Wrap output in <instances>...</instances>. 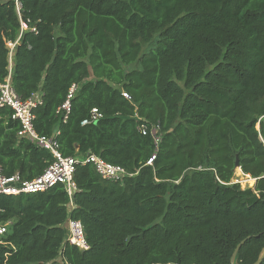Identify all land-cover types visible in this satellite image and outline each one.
Instances as JSON below:
<instances>
[{"label":"trees","instance_id":"obj_1","mask_svg":"<svg viewBox=\"0 0 264 264\" xmlns=\"http://www.w3.org/2000/svg\"><path fill=\"white\" fill-rule=\"evenodd\" d=\"M7 77L22 100L40 96L34 130H58L63 156L93 154L125 176L78 164L71 200L62 185L0 195V264H231L239 244L233 264L256 263L264 0H0V84ZM92 109L102 118L81 125ZM11 112L0 108L2 174L31 181L53 157L17 135ZM236 159L253 187L232 183ZM68 220L86 250L66 242Z\"/></svg>","mask_w":264,"mask_h":264},{"label":"built area","instance_id":"obj_2","mask_svg":"<svg viewBox=\"0 0 264 264\" xmlns=\"http://www.w3.org/2000/svg\"><path fill=\"white\" fill-rule=\"evenodd\" d=\"M8 47L11 52L13 50L14 43H9ZM76 88L77 87L75 85L70 87L65 101L57 109V113L61 115V121L63 123L66 122L70 113V101L76 91ZM40 104V96L36 94L31 95V97L26 100H22L18 97L10 85L9 77L6 78L4 83L0 84V108L10 109L12 111L11 119L19 122L20 129L17 135L19 137H25L35 146L49 151L53 157L52 163L47 166L43 173L31 181L21 180L18 174L7 177L2 174L0 167V195H31L46 191L55 185H62L69 200H71L73 194L76 192L73 175L75 167L78 164L91 165L97 175L107 181H118L125 176V172L120 166L107 163L100 157L93 154H87L81 158L63 156L59 151V144L56 140V136L59 134L58 130L55 131V134L52 136H42L37 134L33 127V110ZM100 118H102V115L97 111V109H92L90 119L84 120L81 125H87ZM141 129L142 131L144 130L143 127ZM156 130H158V128L153 130L154 133ZM260 140L263 142L261 138ZM232 183L238 184L234 178ZM5 233L6 228L3 226L0 227V237ZM66 242L80 250H86L88 248L80 222L75 220L67 221Z\"/></svg>","mask_w":264,"mask_h":264},{"label":"rangeland","instance_id":"obj_3","mask_svg":"<svg viewBox=\"0 0 264 264\" xmlns=\"http://www.w3.org/2000/svg\"><path fill=\"white\" fill-rule=\"evenodd\" d=\"M9 44V43H8ZM234 180L240 185L242 189L251 188L254 185V181L249 176L241 174L239 168L234 169Z\"/></svg>","mask_w":264,"mask_h":264},{"label":"water","instance_id":"obj_4","mask_svg":"<svg viewBox=\"0 0 264 264\" xmlns=\"http://www.w3.org/2000/svg\"><path fill=\"white\" fill-rule=\"evenodd\" d=\"M235 168H238V161H237V159L235 160ZM240 248V244L236 247V249L234 250V252H233V254H232V256H231V264H233L234 263V258H235V255H236V252H237V250ZM264 257V250H263V252H262V254H261V256L258 258V260L256 261V263H254V264H258L261 260H262V258Z\"/></svg>","mask_w":264,"mask_h":264}]
</instances>
